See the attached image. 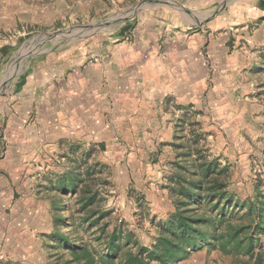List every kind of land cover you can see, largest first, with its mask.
Listing matches in <instances>:
<instances>
[{"label":"crops","instance_id":"crops-1","mask_svg":"<svg viewBox=\"0 0 264 264\" xmlns=\"http://www.w3.org/2000/svg\"><path fill=\"white\" fill-rule=\"evenodd\" d=\"M72 2L94 18L117 10L121 16L71 52H41L8 69L9 47L0 45V185L10 198L29 200L16 220L15 212H0V233L41 230L31 220L33 187L50 146L115 136L145 152L171 141L185 113L204 112L211 92L225 96L264 27V0Z\"/></svg>","mask_w":264,"mask_h":264},{"label":"rangeland","instance_id":"rangeland-1","mask_svg":"<svg viewBox=\"0 0 264 264\" xmlns=\"http://www.w3.org/2000/svg\"><path fill=\"white\" fill-rule=\"evenodd\" d=\"M133 9L129 6L124 11ZM120 16L119 10L99 18L84 15L74 8L72 0H0V45L9 47L5 66H17L45 51L52 57L56 50L71 52L86 36ZM263 19L260 17L258 24ZM254 31L248 28L250 35ZM256 39L247 49L250 57L243 60L246 67L231 75L225 96L215 97L211 92L204 112L191 108L184 114L182 133L178 129L163 146L136 151L130 138L115 136L99 138L90 145L50 146L53 155L33 187L31 220L42 228L23 234L11 228L8 233L2 230L0 264H62L60 247H49L43 236L56 227L55 216L72 213L77 218L83 213L79 200L88 190L95 199L87 212L107 213L99 225L108 222V230L123 227L144 245L152 243L158 223L173 211L178 188L175 173L192 178L187 171L190 166L201 176L205 163L213 161L217 167L210 178L224 182L240 200L257 199V193L264 192V27L259 28ZM8 75L7 71L6 79ZM5 146L4 141L3 150ZM70 177L75 192H62L60 181L69 186ZM6 191V186L0 185V212H15L10 220H16L29 200H19L16 194L10 198ZM60 200L68 203V211L60 209ZM58 227L69 234L72 228L63 223ZM97 227L86 232L81 229L96 246ZM15 236L20 239L15 241ZM259 238L256 252L264 260V236ZM179 264H254V259L247 254L225 255L203 248Z\"/></svg>","mask_w":264,"mask_h":264},{"label":"trees","instance_id":"trees-1","mask_svg":"<svg viewBox=\"0 0 264 264\" xmlns=\"http://www.w3.org/2000/svg\"><path fill=\"white\" fill-rule=\"evenodd\" d=\"M185 119L183 116L179 120L180 133ZM216 167L213 161L205 163L199 176L196 168L190 166L186 168L192 177L189 179L175 173L178 188L172 200L173 211L158 223L150 245L140 243L123 227L108 230V222L99 225L107 213L87 212L95 199L89 190L79 200L83 213L77 218L72 213L55 216L56 227L43 236L44 241L49 247H60L62 264H179L191 252L203 248L225 255L247 254L254 264H264L261 253L256 252L259 235L264 236V192H258L255 200H240L224 182L210 178ZM73 180L70 177L69 186L61 180V191L75 192ZM59 202L60 209L69 210L68 203ZM61 223L72 227L70 234L58 227ZM95 225L98 246L83 233Z\"/></svg>","mask_w":264,"mask_h":264}]
</instances>
